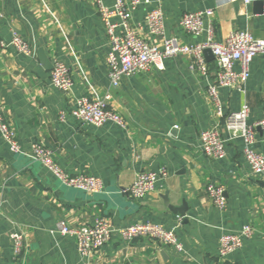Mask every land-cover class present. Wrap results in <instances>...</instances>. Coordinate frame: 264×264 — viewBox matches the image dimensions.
Returning a JSON list of instances; mask_svg holds the SVG:
<instances>
[{"label": "crops", "instance_id": "0c3cea01", "mask_svg": "<svg viewBox=\"0 0 264 264\" xmlns=\"http://www.w3.org/2000/svg\"><path fill=\"white\" fill-rule=\"evenodd\" d=\"M142 1L131 21L154 44L161 37H152L146 23L154 9L163 11L165 36L177 37L183 45L205 41L206 35L193 37L181 28L186 14L204 10L214 11L216 42L235 31L264 40V0L250 5L230 0ZM105 2L112 5V0ZM13 32L35 51V59L9 45ZM110 50L95 0H0V112L25 153L38 143L52 151L69 175H90L103 185L99 194L68 188L39 162L13 154L0 135V264H84L76 240L63 236L57 226H90L98 218L117 228L161 225L174 232L183 250L114 236L91 264H264V174L251 171L243 142L231 138L225 119L244 105L249 124L264 117V54L251 64L244 90L220 89L218 111L207 93L218 69L209 50L204 53L206 76L191 69L190 56L180 55L166 59L164 71L152 68L123 78L117 88L108 78ZM55 60L71 70V94L51 84ZM235 70L240 71L239 64ZM92 89L111 94L110 108L121 116L123 127H93L72 117L74 101ZM213 127L227 142L222 160L206 156L200 144L201 132ZM255 138L256 151L264 155V131L257 129ZM162 168L168 176L151 195L136 199L126 192L138 174ZM210 184L225 188L224 211L212 204ZM246 226L253 228V235L240 249L221 256L220 238ZM11 234L24 237L20 253Z\"/></svg>", "mask_w": 264, "mask_h": 264}, {"label": "built area", "instance_id": "2783aa9c", "mask_svg": "<svg viewBox=\"0 0 264 264\" xmlns=\"http://www.w3.org/2000/svg\"><path fill=\"white\" fill-rule=\"evenodd\" d=\"M239 1L250 5L258 0H230L232 3ZM95 3L111 46L107 58L108 78L115 88L119 87L123 78L134 77L152 68L164 71V61L180 55L190 56L193 59L191 69L206 76L208 67L204 53L209 50L216 60L218 69L215 80L207 88V93L220 111V89L244 90L250 78L251 64L257 57L264 54V40L255 38L249 31H235L230 33L223 42H216L212 10L192 12L183 17L181 28L186 34L193 37L206 35L203 43L192 46L183 45L177 37H166L163 11L161 9L150 11L146 16L149 34L154 38L161 37V43L154 44L141 37L131 21L133 12L143 4L142 0H112V5L106 4L105 0H95ZM9 45L23 55L32 59L36 57L35 51L16 32H13ZM71 52L77 60L73 49ZM236 64L240 65L239 72L235 70ZM77 65L81 75L86 78L85 71L78 60ZM50 81L54 88L69 94L73 92L74 81L71 70L61 61H54ZM111 99L110 93L99 94L92 89L90 95L82 96L74 101L70 114L75 120L88 126L103 127L111 123L123 127L124 121L121 116L110 108ZM65 114V112L61 113L62 120H65ZM248 116L249 108L244 105L239 111L226 116V128L232 139L243 142V156L251 171L264 174V155L255 149V133L257 129L264 131V117L254 124H249ZM0 135L13 154H24L39 162L64 186L88 194L102 192L103 185L99 178L86 174L69 175L54 160L52 151L44 146L34 143L31 151L25 153L16 132L1 112ZM199 140L204 154L209 158L222 160L226 157L227 142L217 127L201 132ZM167 176L164 168L158 172L140 173L126 192L136 199L145 198L151 195L156 190L157 184ZM207 193L212 204L220 211H224L227 206L225 188L210 184L207 186ZM57 228L63 236H70L76 240L79 253L84 258V264H91L95 254L114 236H119L126 242L149 239L173 247L179 252L183 250L182 244L173 231L150 223H137L117 228L108 220L98 218L90 226L73 228L59 223ZM252 235L253 228L250 226L236 233L224 234L220 238V255L226 256L240 249L244 241ZM11 240L15 252L20 253L24 248V237L20 234H11ZM1 260L0 250V262Z\"/></svg>", "mask_w": 264, "mask_h": 264}, {"label": "water", "instance_id": "95a60500", "mask_svg": "<svg viewBox=\"0 0 264 264\" xmlns=\"http://www.w3.org/2000/svg\"><path fill=\"white\" fill-rule=\"evenodd\" d=\"M207 52V51H206ZM46 60V59H45ZM46 61H48V60H46ZM52 69H53V66H52ZM181 214L183 215V213L181 212Z\"/></svg>", "mask_w": 264, "mask_h": 264}]
</instances>
